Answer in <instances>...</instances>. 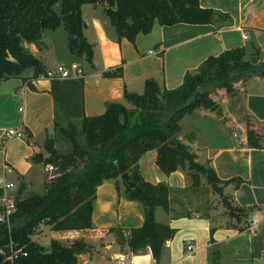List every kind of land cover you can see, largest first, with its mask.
Segmentation results:
<instances>
[{
	"label": "trees",
	"instance_id": "obj_1",
	"mask_svg": "<svg viewBox=\"0 0 264 264\" xmlns=\"http://www.w3.org/2000/svg\"><path fill=\"white\" fill-rule=\"evenodd\" d=\"M87 3H102L118 39L125 37L134 44L140 33L152 31L155 22L232 23L229 13L203 7L200 0H0V87L5 80L20 77L33 88L31 79L47 76L42 60L25 45L41 41L46 29L64 27L71 53L91 62L94 48L85 38L82 15V6ZM102 74L122 76L123 67ZM256 77L264 78V60L254 64L246 47H233L207 57L196 71L187 72L176 88L169 89L149 78L142 93L126 91L125 100L131 106L110 102L104 113L91 116L84 111L83 77L52 79L54 131L47 134L44 150L31 157L33 164L43 166L44 192L24 194L21 185L12 196L14 209L8 211L0 204V214L4 215L0 218V264H81V254L93 249L83 238L52 239L46 247L32 235L42 225L53 230L93 228L97 188L109 179L116 181L119 191L123 185L128 198L143 207L141 226L114 228L117 243L127 245L132 252L149 247L158 260L164 244L176 234L175 227L156 219L157 207L174 218L195 214L210 217L213 202L204 193L205 188L218 194L230 220H235L240 230L246 229L247 222L245 226L238 224L246 221L251 208L235 204L224 193L226 185L234 183L238 187L242 179H221L209 160L200 161L199 151L181 132V120L198 109L217 110L223 95H236L242 84ZM244 135L247 147L262 146L264 125L248 111L244 112ZM24 136L31 143L33 133L29 128ZM153 149L161 170L170 174L183 168L191 185L180 188L145 179L139 160ZM126 172L132 177L133 187L121 179ZM194 193L199 205L190 199ZM215 229L211 227L213 243ZM220 259V251L213 250L211 263L218 264Z\"/></svg>",
	"mask_w": 264,
	"mask_h": 264
},
{
	"label": "crops",
	"instance_id": "obj_2",
	"mask_svg": "<svg viewBox=\"0 0 264 264\" xmlns=\"http://www.w3.org/2000/svg\"><path fill=\"white\" fill-rule=\"evenodd\" d=\"M200 3L203 7L229 13L232 23L161 25L155 22L152 31L148 34L140 33L134 44L125 37L118 39L117 30L105 14L103 6L87 3L82 6L86 24L84 35L94 48L88 69L83 63L85 58L71 53L68 35L62 28L59 29L64 36L61 45L51 37L48 42L43 37L41 41L26 46L42 60L47 71L56 68L50 67L47 60L51 61L52 55L56 57L61 46L64 49L62 55L67 54L70 63H77L84 70L85 114L98 115L105 112L110 102H123L131 106L125 100L126 91L140 93L149 78H154L169 89L178 87L187 72L196 71L207 57L227 49L244 46L250 57L255 56L261 60L264 0H200ZM41 45L47 48L43 49ZM67 55L62 56L64 61L56 58L57 66L67 64ZM118 66L123 67L122 76H103L104 71ZM31 82L33 88L24 79L16 77L3 81L0 87V177L14 183L10 194H15L21 185L24 186V194L29 192L30 176L35 168L43 170L42 165L32 163L31 157L35 152L44 150L45 136L54 131L55 104L51 79L39 77L31 79ZM225 96L232 95H223L222 99ZM234 96L235 109L241 113L250 112L264 125V78L256 77L242 84ZM221 109V114L218 109L195 110L190 131L181 120V132L188 138L190 145L199 151V160H209L221 179H242L238 187L234 183L226 185L224 193L230 195L235 204L251 208L246 221L242 220L238 224L245 226L247 222L246 229L240 230L234 224L236 221L230 220L224 206L222 210H213L214 203L210 217L195 214L174 218L162 207H157L156 219L175 227L176 234L164 244L158 260L149 247L132 252L127 245L117 243L116 231L112 232L110 228L141 226L144 213L139 203L131 201L123 192L119 194L113 179H109L97 188L93 228L55 230L59 233L54 234L53 239L66 241L83 238L92 244L90 252L81 254V264H212L211 254L215 249L221 253L218 264H264V139L261 147H247L244 122L240 119L242 117L237 120L231 108L228 111ZM10 128L23 133L29 128L33 133L31 143L26 136H9L7 130ZM156 158L155 149L141 156L139 166L145 179L154 183L167 182L180 188L191 185L192 180L185 170L178 169L167 174L157 165ZM12 180L19 181L20 187L16 188ZM179 196L185 198V194ZM193 196L198 197L194 193L190 199ZM254 219L256 222H253ZM213 226L216 228L214 243L211 242ZM40 231L41 227L32 235L33 240L34 235ZM97 243L103 244L110 251L113 247V255L110 256L113 263L93 261L98 250ZM122 255L129 256L127 263L118 260Z\"/></svg>",
	"mask_w": 264,
	"mask_h": 264
},
{
	"label": "rangeland",
	"instance_id": "obj_3",
	"mask_svg": "<svg viewBox=\"0 0 264 264\" xmlns=\"http://www.w3.org/2000/svg\"><path fill=\"white\" fill-rule=\"evenodd\" d=\"M100 5L101 6H103L102 5V3H98V7H100ZM60 9H61V6H60V3L57 5V7H56V11L59 13L60 12ZM60 28H62V29H64L65 31H66V35H68V32H67V30L64 28V27H59V28H56V29H46L45 30V32H44V38H43V40H45V41H47L48 42V39H50V37L51 38H53L54 40H56V42L58 43V45H61V42H63L64 41V36L62 35V33L60 32ZM64 34H65V32H64ZM28 44L29 43H25V45H27L28 46ZM32 45V44H31ZM42 47H43V49H46L47 47L46 46H44V45H41ZM49 46V45H48ZM59 49V51H58V54H57V56L56 57H54L53 55H52V59H50L51 61H49V60H47V63H48V65L50 66V67H52V68H54V67H57V60H56V58H60L61 60H63L62 58V56H64V55H67V54H64V55H62L63 53V51H64V49L63 48H61V46L58 48ZM30 50V49H29ZM66 58H67V66H70L72 63H70L71 62V59H70V57L67 55L66 56ZM260 58L262 59V61L264 60V43L262 44V46H261V49H260ZM64 61V60H63ZM83 63H84V66L88 69V66H89V64H88V61L85 59L84 61H83ZM143 90L144 89H141V91H140V93L141 92H143ZM223 98V96L220 98V100H219V107L220 108H223L224 110H227L228 111V109H230L231 108V111L233 112H235L236 114L234 115L235 116V118L238 120L239 118H240V116L242 117V118H240L241 119V121H243L244 122V112H240L238 109H235V105H234V103H236L235 101H234V99H235V96H225L224 97V99H222ZM221 99H222V104H221ZM193 113H196V112H192V113H189V114H186L183 118H182V121H184V123H185V128H188V130H189V128H190V126H192L193 125V120H194V114ZM236 129V128H235ZM190 131V130H189ZM233 130H231V132H232ZM191 133V132H190ZM192 134V133H191ZM46 137H47V135L45 136V139H46ZM40 141H41V144H43V139L42 138H40ZM45 141V140H44ZM44 145V144H43ZM180 169H183V168H180ZM184 170V169H183ZM43 170H42V168H40V169H38V168H35V171L32 173V175L30 176V178H31V181H30V183H29V185H30V190H29V192L28 193H30V192H35V193H43L44 192V174H43V172H42ZM187 173V172H186ZM204 180H205V185H206V179L205 178H203ZM13 181V180H12ZM106 181V180H105ZM13 182H15L16 183V188L17 187H20V185H21V183H19V181H13ZM113 183H114V187H115V189H117V185H116V181L115 180H113ZM206 189V188H205ZM117 191L119 192V194L120 193H125L126 194V192H125V188H124V186L122 185L121 186V189H120V191L117 189ZM205 191V194L207 193V194H209L210 196H211V199H213V203H214V207H213V210L216 208V209H219L220 208V210H222L223 209V203H222V200H221V198L215 193V192H213L212 190H210V189H208L207 188V190H204ZM10 192H13V191H10ZM27 193V194H28ZM127 195V194H126ZM128 197V196H127ZM131 200V199H130ZM131 201H135V202H137V203H139V205L141 206V211H142V213H143V207H142V204L139 202V201H136V200H131ZM192 201H193V203L195 204V205H199V203H200V200H199V198L198 197H196V196H193L192 197ZM215 209V210H216ZM213 212V211H212ZM117 227H120V226H117ZM117 227H111L110 228V230L113 232V230H114V228H117ZM124 227V226H123ZM124 228H128V227H124ZM41 229H42V231H40L39 233H37L36 235H34V238H35V241L36 242H38L39 244H41V245H43V246H46V247H49L50 246V244H51V240L53 239V238H55L54 237V234H57V233H59V232H57V231H55V230H52L49 226H46V225H42L41 226ZM97 252L95 253V255H94V259H93V261H95V262H99V263H101L102 261H107V262H111V263H113V261L112 260H110V256L111 255H113V247H112V251H110V250H108L107 248H105V246L103 245V244H101V243H97Z\"/></svg>",
	"mask_w": 264,
	"mask_h": 264
},
{
	"label": "built area",
	"instance_id": "obj_4",
	"mask_svg": "<svg viewBox=\"0 0 264 264\" xmlns=\"http://www.w3.org/2000/svg\"><path fill=\"white\" fill-rule=\"evenodd\" d=\"M85 73L81 66L77 63H72L70 66L66 64H60L56 68L47 71V78L49 79H69V78H81ZM9 136L24 137V133L20 130L10 128L7 130ZM14 188V183L7 181L4 177H0V204L5 206L6 210H12L15 208L14 201L10 194ZM4 215L0 214V218L3 219ZM253 222H256L254 219ZM192 248V245H190ZM121 263H127L129 256L122 255L118 258Z\"/></svg>",
	"mask_w": 264,
	"mask_h": 264
},
{
	"label": "water",
	"instance_id": "obj_5",
	"mask_svg": "<svg viewBox=\"0 0 264 264\" xmlns=\"http://www.w3.org/2000/svg\"><path fill=\"white\" fill-rule=\"evenodd\" d=\"M251 60H252V62L254 63V64H257L258 63V61H259V59L257 58V57H255V56H252L251 57ZM218 113L219 114H221L222 113V109L219 107L218 108ZM121 179L128 185V186H130V187H133L134 185H133V180H132V177H131V175L128 173V172H126V173H124L122 176H121ZM0 260H1V252H0Z\"/></svg>",
	"mask_w": 264,
	"mask_h": 264
}]
</instances>
